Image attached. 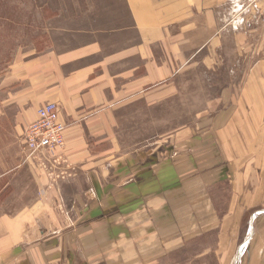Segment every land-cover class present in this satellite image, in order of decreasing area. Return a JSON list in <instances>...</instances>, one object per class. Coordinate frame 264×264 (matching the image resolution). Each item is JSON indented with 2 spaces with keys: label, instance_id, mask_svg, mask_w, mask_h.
I'll use <instances>...</instances> for the list:
<instances>
[{
  "label": "crops",
  "instance_id": "1",
  "mask_svg": "<svg viewBox=\"0 0 264 264\" xmlns=\"http://www.w3.org/2000/svg\"><path fill=\"white\" fill-rule=\"evenodd\" d=\"M229 1L89 0L59 25L54 11L53 51L1 81L17 148L0 151V264H162L188 246L195 261L214 249L219 264H264V0L244 20ZM230 59L253 62L210 96L209 111L231 109L191 138L192 159L184 149L172 164L150 143L124 152L129 109L174 97L198 60ZM46 102L67 131L45 164L26 158L22 132Z\"/></svg>",
  "mask_w": 264,
  "mask_h": 264
},
{
  "label": "rangeland",
  "instance_id": "2",
  "mask_svg": "<svg viewBox=\"0 0 264 264\" xmlns=\"http://www.w3.org/2000/svg\"><path fill=\"white\" fill-rule=\"evenodd\" d=\"M84 2L89 0H0V151L8 158H11L10 154L17 148L15 142L17 133L13 124L15 109L3 107L2 101L6 98L7 90L1 88V81L16 62L26 61L53 51L54 11L62 15L55 19V23L59 25L60 21L66 18L64 11L66 5ZM229 4L231 7L227 15L229 13L233 15L232 5L234 4L231 1ZM257 19L261 22L264 15L261 19L258 17ZM253 28V25H247L246 33ZM218 62L220 68L210 71L209 63L196 61L195 68L187 70L179 79L177 78L176 83H179L181 87L174 97L154 102L151 108L137 106L129 109L127 118L120 129L125 146L124 152L130 153L136 148H145V144L150 143L152 146L148 144L147 147L153 148L156 156L166 155L172 164L179 161V151L184 149L187 158L192 159L198 147H194L191 138L208 132L209 127L214 128V124L205 122L209 120V115L217 116L231 109L217 107L209 111L210 96L212 95L215 99L219 97L220 92L216 88L227 81L232 82V79L236 77L229 73L233 70L237 73L241 66L242 68L250 67L253 61L251 63L242 61L243 64L240 65L237 60L231 59L225 60L223 65L220 61ZM261 126L264 129V124ZM236 131H239V128L236 127ZM151 136H153L152 139H150ZM184 137L186 140L183 139ZM185 141L186 145L182 147ZM65 146L66 136L65 144L59 150L61 151ZM224 188L227 189V187ZM220 207H226V205L220 204ZM248 216L246 213L243 231L248 229ZM215 245L216 237L210 236L209 246L213 248ZM196 252L194 246H188L182 254L173 256L162 264H178L175 263L178 262L177 260H180V264H219L214 249L209 252V260L202 258L195 261Z\"/></svg>",
  "mask_w": 264,
  "mask_h": 264
},
{
  "label": "built area",
  "instance_id": "3",
  "mask_svg": "<svg viewBox=\"0 0 264 264\" xmlns=\"http://www.w3.org/2000/svg\"><path fill=\"white\" fill-rule=\"evenodd\" d=\"M234 14L232 19H242L254 7L255 0H230ZM259 15V10L257 15ZM67 124L61 120L60 108L55 102H46L37 111L34 121L23 128V151L26 158L39 159L45 163L51 158L50 163H56L60 157L56 151L65 144ZM65 177V174H63Z\"/></svg>",
  "mask_w": 264,
  "mask_h": 264
}]
</instances>
